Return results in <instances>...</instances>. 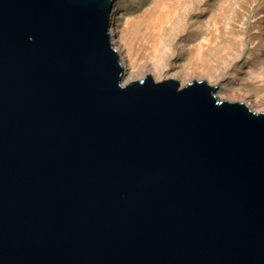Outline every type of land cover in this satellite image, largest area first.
<instances>
[{
  "label": "water",
  "instance_id": "obj_1",
  "mask_svg": "<svg viewBox=\"0 0 264 264\" xmlns=\"http://www.w3.org/2000/svg\"><path fill=\"white\" fill-rule=\"evenodd\" d=\"M113 0H0V264H264V113L123 84Z\"/></svg>",
  "mask_w": 264,
  "mask_h": 264
},
{
  "label": "bare ground",
  "instance_id": "obj_2",
  "mask_svg": "<svg viewBox=\"0 0 264 264\" xmlns=\"http://www.w3.org/2000/svg\"><path fill=\"white\" fill-rule=\"evenodd\" d=\"M149 1L146 8L142 0L112 3L108 31L124 70L123 84L148 75L181 80L183 87L205 79L220 101L234 98L229 94L235 73L247 72L239 63L253 65L260 59L254 50H264V15L258 22L255 13L264 0ZM237 90L241 100L260 105L264 72Z\"/></svg>",
  "mask_w": 264,
  "mask_h": 264
},
{
  "label": "rangeland",
  "instance_id": "obj_3",
  "mask_svg": "<svg viewBox=\"0 0 264 264\" xmlns=\"http://www.w3.org/2000/svg\"><path fill=\"white\" fill-rule=\"evenodd\" d=\"M149 0H142V3H144V7L146 8L147 6H149ZM255 13L257 14V20L258 22H260L263 19V15H264V2H261L260 4L257 5ZM208 29L212 30L213 26H212V22L207 24ZM255 26V25H254ZM253 35L254 32H252ZM254 52L258 55V57H260V59L257 60L256 63H254L253 65L249 64H243V63H239L238 67H244V71H247L246 73H242L241 72H236L235 73V78H234V83H231V93L229 94V97H234L232 99H230L229 102H243L245 104H247L250 109L254 112H256L257 110H262L260 113H264V92L259 94V97L257 98L258 101H261L260 105H254L251 103H247V101H243L241 100V96H240V92L237 90L238 87H240L241 85H243L245 82L250 81L252 78L256 77L258 74H261L262 72H264V50L260 49V50H254ZM252 61V60H251ZM146 77V76H144ZM143 76L138 78L137 80H141L144 78ZM155 78V77H153ZM155 81H164V79H154ZM181 83V80H179ZM198 81H206L205 79H201ZM207 82V81H206ZM208 83V82H207ZM182 84V83H181ZM209 84V83H208ZM210 85V84H209ZM218 97V96H217ZM237 98V99H236Z\"/></svg>",
  "mask_w": 264,
  "mask_h": 264
}]
</instances>
